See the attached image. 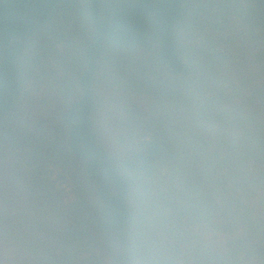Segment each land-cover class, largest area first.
Instances as JSON below:
<instances>
[{"label": "rangeland", "instance_id": "obj_1", "mask_svg": "<svg viewBox=\"0 0 264 264\" xmlns=\"http://www.w3.org/2000/svg\"><path fill=\"white\" fill-rule=\"evenodd\" d=\"M124 1L100 0L101 17ZM88 3L58 0L24 44L0 119V264H114L98 182L63 120L81 96ZM146 23L143 44L105 46L92 80V131L130 184L131 264H264V0H184L182 74ZM153 137L162 156L145 166Z\"/></svg>", "mask_w": 264, "mask_h": 264}, {"label": "trees", "instance_id": "obj_2", "mask_svg": "<svg viewBox=\"0 0 264 264\" xmlns=\"http://www.w3.org/2000/svg\"><path fill=\"white\" fill-rule=\"evenodd\" d=\"M56 2L58 0H0V47L8 44L13 37L22 40L26 37L23 43L15 41L12 47L1 51L4 59L0 63V119L10 111L21 93L18 63L24 44L36 33ZM183 2L125 0L107 19L101 17L100 0H89L88 3L93 34L84 55L85 70L79 78L81 96L64 112L63 120L68 129L71 154L85 163L88 179L98 182L97 194L108 223L106 239L112 245L114 264H131V257L126 251L130 184L115 169L107 151L97 143L96 134L92 131L95 108L92 80L97 59L107 45L135 47L143 44L150 34L146 23V17L150 14L160 61L173 74L185 73L187 69L172 38V30ZM44 7L46 12L41 15ZM161 156V145L157 138L153 137L144 143V152L140 158L145 166H150ZM240 183L241 190L248 191L250 185L247 188L243 181ZM196 210L202 212L203 206L199 205Z\"/></svg>", "mask_w": 264, "mask_h": 264}, {"label": "water", "instance_id": "obj_3", "mask_svg": "<svg viewBox=\"0 0 264 264\" xmlns=\"http://www.w3.org/2000/svg\"><path fill=\"white\" fill-rule=\"evenodd\" d=\"M29 12H30V13H33V14H38V13L33 12V11H29ZM45 12H46V7H44L43 11H42L40 14L43 15ZM26 14H27V13H25V15H24V21H26V20H25V16H26ZM27 34H28V31H27ZM25 39H26V37H25ZM25 39L22 40V39H20V38H18V37H13V38L10 40V42H9L8 44H6V45H2V46L0 47V63H2V62H3V59H4V58H3V55H2V52H1L3 49H7V48L12 47L15 41H19V42L23 43V42L25 41Z\"/></svg>", "mask_w": 264, "mask_h": 264}]
</instances>
